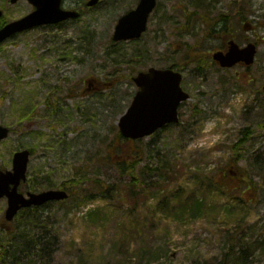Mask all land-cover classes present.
<instances>
[{
	"label": "rangeland",
	"instance_id": "374dc122",
	"mask_svg": "<svg viewBox=\"0 0 264 264\" xmlns=\"http://www.w3.org/2000/svg\"><path fill=\"white\" fill-rule=\"evenodd\" d=\"M85 1L62 2L80 10L77 19L17 33L0 45V124L10 130L0 140V170L28 148L32 190L72 189L67 200L39 211L56 237L54 251L22 261L235 264L244 242L264 243V174L253 166L256 155L264 160V0H157L142 36L120 42L111 38L113 27L138 0H99L92 7ZM32 9L26 0H0V22ZM229 39L256 45L250 66L223 69L211 59ZM193 51L201 61L184 62ZM170 65L182 73L190 98L180 104L177 123L139 142L138 182L130 188L128 172L120 174L116 158L107 156L117 145L118 118L137 90L132 77ZM123 146L136 151L134 142ZM164 161L165 174L147 168ZM236 171L256 187L251 196L235 191L237 202L215 184L240 185ZM98 181L114 189L111 197L79 201L84 191L93 195L90 183ZM231 202L234 220L225 213ZM5 207L2 198L0 220ZM244 261L264 264V248Z\"/></svg>",
	"mask_w": 264,
	"mask_h": 264
},
{
	"label": "water",
	"instance_id": "95a60500",
	"mask_svg": "<svg viewBox=\"0 0 264 264\" xmlns=\"http://www.w3.org/2000/svg\"><path fill=\"white\" fill-rule=\"evenodd\" d=\"M17 0H10L15 3ZM35 8L27 15L10 21L0 28V43L9 36L23 30L58 23L68 18H76L78 12L60 7L61 0H27ZM98 0H89L88 6ZM156 5V0H139L136 7L119 17L112 34L113 41L139 38L146 30L147 19ZM1 15V11H0ZM226 51H215L212 58L221 67H231L237 63L249 66L253 63L256 45L249 42L240 47L233 40L228 42ZM182 74L171 68L149 67L140 71L133 82L139 88L124 114L118 120L120 134L125 138L146 137L165 124L178 121V107L189 98L180 82ZM264 90V84L262 85ZM8 128L0 125V140L8 135ZM28 150H19L13 154L12 170L0 171V198L7 197L6 220H11L21 208L41 205L50 200H62L68 197L61 189H50L38 193H28V198L19 193L17 187L25 179L28 162ZM12 185V186H11Z\"/></svg>",
	"mask_w": 264,
	"mask_h": 264
},
{
	"label": "trees",
	"instance_id": "16d2710c",
	"mask_svg": "<svg viewBox=\"0 0 264 264\" xmlns=\"http://www.w3.org/2000/svg\"><path fill=\"white\" fill-rule=\"evenodd\" d=\"M6 21H2L0 22V26L3 25ZM197 52L193 51V54H195L196 56L190 55L187 56L183 59H185L184 62H193V63H198L199 61H201V58L196 54ZM170 68L174 69V65H170ZM117 139V140H116ZM116 141H114L117 145H110L111 146V150L108 151L107 156L108 157H114L116 158L114 161L115 167L118 170V172L120 174H126L128 172V175L131 177L132 182L130 181V188H134L135 189V183L138 182V178L136 177V175H134L133 169H134V164H133V160L135 158V155L137 154V151L139 149V142H141L142 139H138L136 141H131L129 139H125L123 138L120 133L117 131V133L115 134V139ZM243 139L240 140V142ZM113 142V141H112ZM130 142H134L135 144V148L136 151H132L131 149H129V146H123V144L126 143H130ZM238 145H234L233 146V150H235V147H237ZM259 155H256L253 158V166L255 168V170L260 171L259 174H264V160L258 157ZM239 156H234L230 159V162L233 164V166H237L238 163V159ZM149 170H155V171H160V174H165L166 170L168 169V163L167 161H164L160 166L158 167H154V168H149L147 167ZM263 170V171H262ZM234 172V171H229V173ZM242 172V171H240ZM239 171H236V173L240 174ZM246 172H242L241 177L239 180H237L240 185H235V186H229L227 184V182H217L215 183L217 186L218 191L221 193V195H230L233 199V201L237 202L238 200L235 199V197L233 198V195L235 193V191H237V193H239L240 195L238 196L240 198V196L242 197L243 194L246 195H252L254 193L253 189H256V187L252 186V179L250 177H248L247 175H245ZM245 175V178H244ZM96 179V178H95ZM95 179H93L94 183L96 182ZM99 184H95L96 186H94V184H92V182L90 183L91 187L93 188V195L90 194V191H84L82 197L79 196V201H91L93 196L96 198L98 196L102 197L103 199L105 198H109L112 195L113 192V188L110 186H105L103 185L100 181H98ZM213 183V182H212ZM211 183V184H212ZM80 185V183H77V185ZM101 184L103 185V187L101 186ZM101 186V188H100ZM81 190L85 189V188H81ZM103 190V191H100ZM72 189L68 188V192L69 194L72 192ZM112 190V191H111ZM111 191V192H110ZM132 191V195L135 194L134 190ZM219 194V193H218ZM71 196V194H70ZM197 201V200H196ZM195 202V208L197 210L198 207L196 206ZM201 206V203H199ZM34 209H41V207H35ZM26 211H24L25 213ZM36 211H32L31 213H26V214H21L22 216L19 217V226H18V238L17 239H8L5 238L4 235L0 234V262L2 261L1 264H4L5 262V258L7 257H12L13 259H20V264H24V262L22 261L23 257L26 259V257L28 258L27 260H29V262L31 263V255L33 254V256L37 255L39 258L40 256H43L45 254L48 253H52L54 251V245H55V236L51 234V230L46 228L47 223L45 221H43L40 216L43 218L42 215H40L39 213H37ZM227 216L231 219L234 220V214H235V210L234 207L232 206V202L227 204L226 207V212ZM232 217V218H231ZM45 218V217H44ZM43 218V219H44ZM46 220V218L44 219ZM249 243V247L247 246V244L245 243V247H247L248 249L245 250V258L249 255V254H253V252L256 250V248H258V246L256 245L257 240L255 241V239H252ZM19 255H21V257H19ZM40 260V259H39ZM35 262H37V259H34ZM42 262V261H41ZM234 262L235 264H246V262L244 261V252L239 253V251L237 252V255L234 258ZM44 264V263H43Z\"/></svg>",
	"mask_w": 264,
	"mask_h": 264
},
{
	"label": "flooded vegetation",
	"instance_id": "af4514ba",
	"mask_svg": "<svg viewBox=\"0 0 264 264\" xmlns=\"http://www.w3.org/2000/svg\"><path fill=\"white\" fill-rule=\"evenodd\" d=\"M234 176H236V175H233L232 177H234ZM236 178V177H235ZM238 178V177H237ZM244 178H245V175H244ZM18 189H19V191L21 192V193H23L24 195H27L28 194V192H39V191H35V190H32L31 189V184H30V180H25V181H23V182H21L20 183V185H19V187H18ZM29 189H31V190H29ZM34 207L35 206H33V207H29V208H22L21 210H19V212L18 213H23V214H25V213H31L32 211H36V209H34ZM24 211H26L25 213H24ZM17 213V214H18ZM16 217V216H15ZM14 220V219H13ZM12 220V221H13ZM10 223V222H9ZM12 223V222H11ZM11 223L9 224V225H6L4 222H3V220H0V233L1 234H3L4 236H5V238H8V239H11V240H15V239H17L18 238V234H17V232H18V226L16 225L17 223H15V225H11ZM244 245H245V242H244ZM256 245L259 247L258 249H257V251H261L262 252V250H263V245H264V243L262 242V241H260V242H257L256 243ZM248 249V248H247ZM242 252H244V259H245V247H244V250H242Z\"/></svg>",
	"mask_w": 264,
	"mask_h": 264
}]
</instances>
